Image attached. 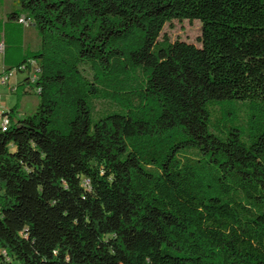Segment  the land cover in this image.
Segmentation results:
<instances>
[{
  "label": "trees",
  "instance_id": "16d2710c",
  "mask_svg": "<svg viewBox=\"0 0 264 264\" xmlns=\"http://www.w3.org/2000/svg\"><path fill=\"white\" fill-rule=\"evenodd\" d=\"M0 40L39 96L0 128V264H264V0H15Z\"/></svg>",
  "mask_w": 264,
  "mask_h": 264
},
{
  "label": "rangeland",
  "instance_id": "374dc122",
  "mask_svg": "<svg viewBox=\"0 0 264 264\" xmlns=\"http://www.w3.org/2000/svg\"><path fill=\"white\" fill-rule=\"evenodd\" d=\"M15 0H0V18L3 21L7 20V12L11 10L13 7L11 5L14 4ZM4 16V17H3ZM24 29H26V43L29 44L32 48H37L40 42V38L38 36V33L34 26H32L30 23H23ZM165 31L171 36L172 40L180 39L187 41L189 43H194L197 46H201V43L199 41V38L201 37L202 31H201V22L199 20L189 21H177L174 20L171 24H168L165 28ZM5 64L4 61V55L0 52V67ZM34 73H36V68H34ZM16 73H26L25 71L20 72L17 71ZM2 75L0 74V79ZM12 80V78H11ZM10 81V79H9ZM7 86L0 85V91L3 93L6 91ZM9 97V101L20 102V108L23 112L26 114H32L35 112L38 104H39V96L37 94V90L33 89L29 94H20L14 92V93H8L4 94V96ZM20 98V100H19Z\"/></svg>",
  "mask_w": 264,
  "mask_h": 264
},
{
  "label": "crops",
  "instance_id": "0c3cea01",
  "mask_svg": "<svg viewBox=\"0 0 264 264\" xmlns=\"http://www.w3.org/2000/svg\"><path fill=\"white\" fill-rule=\"evenodd\" d=\"M15 6V1H14V4L11 5V7H14ZM10 11V10H9ZM9 11L7 12V14L9 13ZM4 17V16H3ZM0 18H2V16H0ZM32 25V24H31ZM33 26V25H32ZM26 29H24V33H23V44H24V47H28V48H32L29 46V44L26 43ZM39 45H40V42H39ZM38 45V46H39ZM38 48V47H37ZM32 49H36V48H32ZM3 55H4V52H2ZM5 59V57H4ZM5 61V60H4ZM10 61V60H9ZM10 64L9 63H6L3 64L1 67H0V74L2 75V73L4 72L5 69L9 68ZM20 72H23V71H20ZM12 78V80H11ZM27 78V73H15L10 77V81H8L6 84H3L1 83L0 81V85L2 86H7L6 88V91L3 93L2 91H0V95H1V99H0V110L1 111H9L12 107L15 106L16 102L12 101L10 102L9 101V97L6 95L4 96V94H8V93H14L15 91H12V88H16L19 86V83L23 80H25ZM25 91H29L31 92L32 90L26 86L25 87ZM26 95V94H24ZM26 113L23 112L20 108V104H19V109H18V112H17V116H22V115H25Z\"/></svg>",
  "mask_w": 264,
  "mask_h": 264
},
{
  "label": "built area",
  "instance_id": "2783aa9c",
  "mask_svg": "<svg viewBox=\"0 0 264 264\" xmlns=\"http://www.w3.org/2000/svg\"><path fill=\"white\" fill-rule=\"evenodd\" d=\"M20 22L22 23H29L27 22L23 17L20 19ZM5 51V43L3 40H0V52H4ZM34 63V62H33ZM35 68V67H34ZM25 70V66H21L19 69H13L11 71H9L8 73L2 74V77L0 79L1 83L6 84L10 77L17 71H24ZM30 77L34 78L35 77V73L34 71H32L30 73ZM12 91H16V88H12ZM0 99H1V95H0ZM8 111H1L0 110V128L2 130H6L9 126H10V118L8 116Z\"/></svg>",
  "mask_w": 264,
  "mask_h": 264
}]
</instances>
